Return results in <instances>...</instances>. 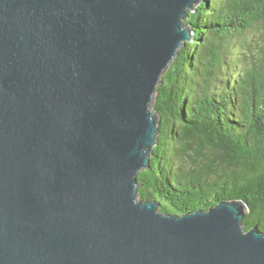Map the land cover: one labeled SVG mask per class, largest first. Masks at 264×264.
Returning a JSON list of instances; mask_svg holds the SVG:
<instances>
[{"label":"water","instance_id":"95a60500","mask_svg":"<svg viewBox=\"0 0 264 264\" xmlns=\"http://www.w3.org/2000/svg\"><path fill=\"white\" fill-rule=\"evenodd\" d=\"M199 1L0 0V264H264L246 201L139 198Z\"/></svg>","mask_w":264,"mask_h":264},{"label":"trees","instance_id":"16d2710c","mask_svg":"<svg viewBox=\"0 0 264 264\" xmlns=\"http://www.w3.org/2000/svg\"><path fill=\"white\" fill-rule=\"evenodd\" d=\"M157 85L160 133L139 198L183 214L244 200L264 231V0H200Z\"/></svg>","mask_w":264,"mask_h":264}]
</instances>
